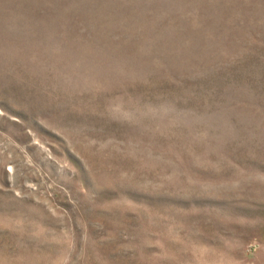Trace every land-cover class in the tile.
I'll list each match as a JSON object with an SVG mask.
<instances>
[{"label": "rangeland", "instance_id": "1", "mask_svg": "<svg viewBox=\"0 0 264 264\" xmlns=\"http://www.w3.org/2000/svg\"><path fill=\"white\" fill-rule=\"evenodd\" d=\"M0 264H264V0H0Z\"/></svg>", "mask_w": 264, "mask_h": 264}]
</instances>
